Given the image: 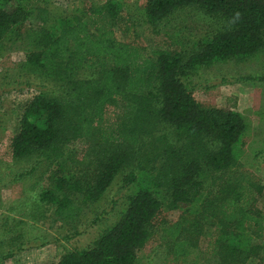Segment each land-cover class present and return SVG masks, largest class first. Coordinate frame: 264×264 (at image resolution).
Wrapping results in <instances>:
<instances>
[{
  "label": "trees",
  "instance_id": "trees-1",
  "mask_svg": "<svg viewBox=\"0 0 264 264\" xmlns=\"http://www.w3.org/2000/svg\"><path fill=\"white\" fill-rule=\"evenodd\" d=\"M48 4L0 0V48L18 43L22 67L51 83L24 105L10 153L32 159L25 174L42 168L37 200L67 237L118 173L127 169L123 181L132 184L118 219L53 264H135L156 235L163 264L263 260L264 188L240 169L248 124L237 110L202 106L187 82L203 65L264 48V0H144L139 16L154 36L142 33V42L132 39L135 22L122 0L88 3L85 18L54 17ZM186 10L206 25L193 46L157 37L160 24ZM74 140L86 150L66 152ZM165 210L178 214L168 219ZM22 243L2 250V260Z\"/></svg>",
  "mask_w": 264,
  "mask_h": 264
},
{
  "label": "rangeland",
  "instance_id": "rangeland-1",
  "mask_svg": "<svg viewBox=\"0 0 264 264\" xmlns=\"http://www.w3.org/2000/svg\"><path fill=\"white\" fill-rule=\"evenodd\" d=\"M103 0H47L52 16L79 14L88 3ZM134 19L132 39L142 42V33L148 32L140 19L144 0H122ZM159 36L177 46L188 48L204 35L205 22L194 11L176 13L158 26ZM116 37L124 40L122 30L114 27ZM137 33V34H136ZM25 51L19 44H3L0 48V258L2 250L19 249L0 264H53L70 249L88 247L105 228L119 217L129 187L123 181L126 173H118L103 195L83 206L80 231L67 237V226L52 220V208L41 205L38 192L44 185L42 168L25 174L32 159L13 158L10 142L17 133L24 105L39 91H49L51 83L45 77L28 73L22 67ZM91 73L82 72L79 76ZM188 88L202 106L230 108L239 111L248 124L241 148V168L248 170L264 188V48L246 59L229 58L203 65L189 75ZM86 143L74 140L65 145L66 152L86 150ZM82 152V151H81ZM174 219L178 210L162 212ZM211 235L206 229L201 236L204 244ZM11 244V245H10ZM15 245V246H16ZM164 245L159 236H153L137 252L135 264H163ZM244 264H264V259H249Z\"/></svg>",
  "mask_w": 264,
  "mask_h": 264
}]
</instances>
